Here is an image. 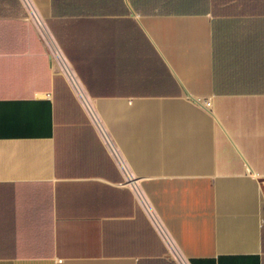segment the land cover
I'll return each instance as SVG.
<instances>
[{
    "label": "crops",
    "instance_id": "obj_1",
    "mask_svg": "<svg viewBox=\"0 0 264 264\" xmlns=\"http://www.w3.org/2000/svg\"><path fill=\"white\" fill-rule=\"evenodd\" d=\"M0 264H264V0H0Z\"/></svg>",
    "mask_w": 264,
    "mask_h": 264
},
{
    "label": "built area",
    "instance_id": "obj_2",
    "mask_svg": "<svg viewBox=\"0 0 264 264\" xmlns=\"http://www.w3.org/2000/svg\"><path fill=\"white\" fill-rule=\"evenodd\" d=\"M43 34L45 35L46 39H47V42H48V45H49V48L51 50V53H52V56L54 58H57V59H60V55H59V52L55 46V44L51 41V39L48 37V35L43 32ZM210 102H206V107L209 108L210 107ZM182 261V260H181Z\"/></svg>",
    "mask_w": 264,
    "mask_h": 264
}]
</instances>
